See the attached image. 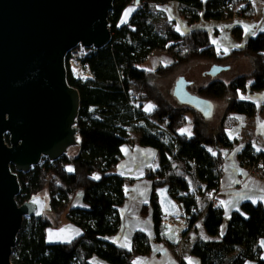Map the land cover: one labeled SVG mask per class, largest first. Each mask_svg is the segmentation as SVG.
<instances>
[{
	"label": "trees",
	"instance_id": "obj_1",
	"mask_svg": "<svg viewBox=\"0 0 264 264\" xmlns=\"http://www.w3.org/2000/svg\"><path fill=\"white\" fill-rule=\"evenodd\" d=\"M169 2L176 3L181 17L192 25L201 19H231L234 13L228 7L244 0H140L122 24L121 15L127 6L134 5V0H113L108 15L111 41L85 60L92 79L77 81L67 70V82L80 98L76 147L80 153H68L52 163L44 159L28 173H16L20 184L17 202L22 204L45 193V199L41 197L46 208L41 217L27 218L17 237L13 264H133L138 256L149 253L147 238L138 232L130 250L107 240L119 231V209L126 200L127 180L115 173L120 149L127 142V129L142 121L149 122V128L153 122L166 123L173 137L166 143L163 135L151 129L138 133V145L158 153L159 169L148 176L153 241H162L164 231V216L154 191L168 186L170 196L181 205L188 228L199 222L191 255L200 264H264L260 245L264 240V206L242 203L224 222L221 207L214 208L209 196L219 189L222 151L232 147L225 134L232 126L231 117L253 118L257 112V107L243 96L264 90V31L249 38L240 49L218 54L205 30L183 35L175 30L174 24L157 10ZM246 9L242 10L243 15ZM236 38H240L238 32ZM155 53L166 54L170 64L153 71L143 69ZM237 56L250 59L249 74L237 76L227 84L211 78L195 94L223 102L224 113L213 127L191 108L170 103L156 86L157 80L193 61L219 63ZM146 103L153 105L148 114L142 111V104ZM187 117L191 119L190 134H182ZM238 160L245 170L254 169L264 175V153L255 151L250 144L241 150ZM11 170L15 172L13 167ZM78 199L80 205H76ZM65 220L80 234L66 243H48L47 232Z\"/></svg>",
	"mask_w": 264,
	"mask_h": 264
},
{
	"label": "water",
	"instance_id": "obj_2",
	"mask_svg": "<svg viewBox=\"0 0 264 264\" xmlns=\"http://www.w3.org/2000/svg\"><path fill=\"white\" fill-rule=\"evenodd\" d=\"M139 2L134 0V5ZM112 4L0 0V264H13L23 220L41 217L46 208L45 193L40 194L44 199L17 202L16 173H28L44 159L52 163L78 154L80 98L67 82L66 58L78 46L101 50L110 43ZM223 70L214 67L209 76L213 79ZM190 86L180 79L174 98L210 119L213 102L191 94ZM154 196L164 217L177 213L168 186L156 189Z\"/></svg>",
	"mask_w": 264,
	"mask_h": 264
},
{
	"label": "crops",
	"instance_id": "obj_3",
	"mask_svg": "<svg viewBox=\"0 0 264 264\" xmlns=\"http://www.w3.org/2000/svg\"><path fill=\"white\" fill-rule=\"evenodd\" d=\"M244 2L248 5V8L245 10L246 15L241 13L238 16L246 19L249 18L250 22H253L255 17L258 18L257 26L252 28V32H256L253 36H256L258 33L264 31V0H244ZM134 10L135 5L127 6L121 15L120 23H126ZM157 10L162 12L165 19L168 20L165 12L161 11L159 6ZM173 22L175 24V21ZM188 30V33L192 31L190 28ZM218 32L216 30L215 34L218 35ZM220 52L227 54L223 51ZM161 57H166V60L163 61L165 65L170 64L171 60H169V57L163 54L155 53L148 60L151 59L152 64H157L158 66L161 64ZM245 69L247 71L244 75L249 74L251 72L250 64H245ZM235 77L225 79L219 75L216 80L227 84ZM243 98L253 103L257 107V112L253 118H247L244 115L232 116V126L225 130L226 137L232 143V147L230 149H223L222 151L223 165L219 180L220 193L218 201L223 211L224 222L230 218L234 211L239 209L242 203L248 202L264 206V182L253 175L247 176L238 160V154L246 144H250L255 151L264 153V110L262 109L264 90L256 93H246ZM149 112L144 113L148 114ZM137 140L138 135L133 136L131 139L128 138L127 142L120 149L121 159L115 168V173L127 180L130 186L125 189L126 200L119 209V231L107 240L121 249L130 250L133 247L134 234L137 232L143 234L148 240L150 251L147 255L138 256L133 264H178L180 261H184L186 264H190V262L191 264H200L199 260L191 255L192 247L197 239L195 228L199 222L188 228L182 209L181 211L178 210L173 216L172 223H168L167 225L163 223L162 241H153L152 211L148 206L152 195V188L148 176L159 169L158 153L152 148L139 146ZM76 205H80V199L76 201ZM143 207H145L144 212H142ZM169 220L170 218L168 222ZM62 223L61 225L64 230L60 237L66 241H58L61 238L53 236L52 239L54 241L49 242L47 236L48 243H66L80 234V230L66 220ZM225 226V223H223L221 229L224 230ZM260 245L262 248V258L264 259V240L261 241ZM245 264L253 263L247 262Z\"/></svg>",
	"mask_w": 264,
	"mask_h": 264
},
{
	"label": "rangeland",
	"instance_id": "obj_4",
	"mask_svg": "<svg viewBox=\"0 0 264 264\" xmlns=\"http://www.w3.org/2000/svg\"><path fill=\"white\" fill-rule=\"evenodd\" d=\"M239 4V3H237ZM159 9L161 11H164L168 20L171 21L173 24L175 21V27L176 31L180 34L188 33V29L190 30H206L209 35L210 43L215 48L216 52L220 54V51H223L224 53H229L234 50L240 49L244 43L251 37H254V33L252 32V28L257 26L258 24V18L255 17V20L253 22H250L248 19L238 16V14H234V18L231 20H223V21H205V20H199L195 24H188L180 15V11L177 7V5L173 2H169L164 5H160ZM218 30L219 34H215V31ZM238 32L240 35V38H236V33ZM156 54H163L164 53H156ZM167 56V55H166ZM168 57V56H167ZM166 60V57H161V66H164L165 63L163 61ZM170 60V57H169ZM245 64H250L251 62L248 57L245 56H237L229 58L225 61L216 63L214 61H206V60H196L193 61L185 66L179 67L176 69L175 72L170 74L169 76L159 79L156 81V86L160 90V92L170 101V103L174 105H180L177 100L173 96L174 88L176 84L180 81V79H186L187 81H190L192 83L193 88H189V92L191 94H196L198 88H201L202 86L206 85L208 81L211 79L209 76V73L213 70L214 67L225 69L221 71L218 76L222 78H229V77H235V76H241L246 74ZM158 65V66H159ZM157 64H152V60L146 61V63L143 64L142 68L148 71H153L158 67ZM215 79H217V77ZM227 81V80H226ZM136 106H138L137 103H134ZM153 108V105L151 103H146V105L142 106L143 112H149ZM224 104L222 101L216 100L213 102V114L210 119H208L207 123L209 126L213 127L217 125L224 113ZM150 124L146 121L142 122H135L132 126H130L127 129L128 132V138L131 139L133 136H137L139 131L141 130H149L163 135V139L166 143H170L173 140V137L168 133L166 129V123H160L158 125H154L152 123L151 128ZM191 130V119L189 117L185 120V125L181 128L180 133L182 134H190ZM208 151H210V148H207ZM80 153V150L78 149V154ZM43 162V161H42ZM41 162V163H42ZM40 163V164H41ZM256 171V170H254ZM256 178L263 181L258 174H253ZM178 205V210L181 211V205ZM27 222V218L23 220V224L21 227L20 232L23 229V226ZM64 224V223H62ZM196 224V223H195ZM64 228L59 226L55 230H51L47 232L48 240L49 242L54 241L52 239L53 236L59 237L63 234ZM19 232V233H20ZM58 241H66L65 239L61 238ZM17 248V244L15 248L13 249L11 261L13 262V253L15 249Z\"/></svg>",
	"mask_w": 264,
	"mask_h": 264
},
{
	"label": "built area",
	"instance_id": "obj_5",
	"mask_svg": "<svg viewBox=\"0 0 264 264\" xmlns=\"http://www.w3.org/2000/svg\"><path fill=\"white\" fill-rule=\"evenodd\" d=\"M245 7L248 8L247 3H244V2L239 3V4L235 3V4H231L228 7V10L233 12L234 14L236 13L238 15H241L242 10ZM94 51H96V50H94L92 48H84V47L78 46L69 53L68 57L66 58V69L70 71V73L72 74V76L75 80L85 82L87 80L92 79V75L90 73L88 64L85 62V60ZM245 172H246L247 176H251L253 174H256V175L258 174V176H260L262 178V180H264V175L260 171H254V169H246ZM129 186H130V183L126 182L124 185V188L127 189ZM219 193H220V190L218 189L215 192H212L209 194L210 203L212 204V206L214 208L221 207L219 204V201H218ZM173 216L174 215L165 217L163 223L165 225H167L168 223L169 224L172 223ZM169 218H170V220L168 222Z\"/></svg>",
	"mask_w": 264,
	"mask_h": 264
},
{
	"label": "snow or ice",
	"instance_id": "obj_6",
	"mask_svg": "<svg viewBox=\"0 0 264 264\" xmlns=\"http://www.w3.org/2000/svg\"><path fill=\"white\" fill-rule=\"evenodd\" d=\"M254 203H255V201H253ZM190 264H191V262H190Z\"/></svg>",
	"mask_w": 264,
	"mask_h": 264
},
{
	"label": "flooded vegetation",
	"instance_id": "obj_7",
	"mask_svg": "<svg viewBox=\"0 0 264 264\" xmlns=\"http://www.w3.org/2000/svg\"><path fill=\"white\" fill-rule=\"evenodd\" d=\"M192 86H190L189 88H191Z\"/></svg>",
	"mask_w": 264,
	"mask_h": 264
}]
</instances>
